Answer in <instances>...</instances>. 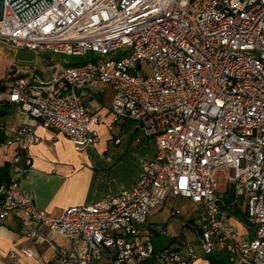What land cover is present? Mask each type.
Instances as JSON below:
<instances>
[{"label":"built area","instance_id":"1","mask_svg":"<svg viewBox=\"0 0 264 264\" xmlns=\"http://www.w3.org/2000/svg\"><path fill=\"white\" fill-rule=\"evenodd\" d=\"M51 3L21 21L6 0L0 21V44L10 50L89 55L49 82L35 73L0 77V102L31 121L0 143L5 155L13 150L10 179L0 181V221L16 215L23 234L55 252L51 263L33 248L9 256L31 264H210L202 257L223 251L232 264H264V0ZM97 82L113 87L115 122L133 120L156 151L131 188L53 215L18 181L21 163L32 162L35 125L64 134L78 151L98 142L101 118L83 99ZM224 165L230 174L221 188ZM170 197L192 202L182 226L195 242L181 232L158 250L153 233L172 236L169 223L183 209L171 207L167 226L148 218Z\"/></svg>","mask_w":264,"mask_h":264},{"label":"crops","instance_id":"2","mask_svg":"<svg viewBox=\"0 0 264 264\" xmlns=\"http://www.w3.org/2000/svg\"><path fill=\"white\" fill-rule=\"evenodd\" d=\"M83 93L93 114L101 118L98 142L78 151L64 134L35 125L39 142L29 150L32 162L27 165L23 160L17 176L23 189L53 215H61L70 205L93 204L131 188L142 174L143 160L156 151L152 148L155 142L143 138L133 120L115 122L111 109L114 90L110 84L97 82L94 88H85ZM1 117L0 126L5 128L6 138L13 128L31 123L16 104ZM110 124L113 129H109ZM20 248H33L46 263L55 259L51 247L23 234L19 218L11 215L0 221V264H31L25 256L20 255V260L9 256Z\"/></svg>","mask_w":264,"mask_h":264},{"label":"rangeland","instance_id":"3","mask_svg":"<svg viewBox=\"0 0 264 264\" xmlns=\"http://www.w3.org/2000/svg\"><path fill=\"white\" fill-rule=\"evenodd\" d=\"M90 55H95V53H90ZM49 56V57H48ZM110 56L107 55L106 57ZM105 57V58H106ZM78 58L71 55L64 54H49V53H35L28 49L24 50H10L6 47H3L0 44V77L10 75L14 76L22 73H35L37 78L43 79L46 82L52 81L60 72H62L68 63L77 61ZM142 69L146 72L149 71V68L146 64H142ZM13 70V71H12ZM1 107V106H0ZM0 116V120H1ZM11 122H8V125ZM156 145L152 146V148ZM9 155H5L3 149L0 148V158L1 159H12V152ZM155 153V151H154ZM218 183L219 186L225 187L227 185V180L229 178V167L222 166L218 168ZM172 206L182 207L183 215L181 218H173L169 223L172 236H165L162 234H153L152 240L156 245L158 250H161L163 246H174L176 242H171L172 237L180 235L181 232L186 236V239L191 242H195L194 230L190 225H183L185 221H188L189 212L191 211L192 202L181 197L176 199L170 197L167 200V204L154 214L150 215L148 218L149 222H158L163 226H167V220L170 216V209ZM237 229L242 232L244 228L239 224H236ZM104 256L107 255V249L103 248ZM106 254V255H105ZM203 260L208 259V255L202 257Z\"/></svg>","mask_w":264,"mask_h":264},{"label":"trees","instance_id":"4","mask_svg":"<svg viewBox=\"0 0 264 264\" xmlns=\"http://www.w3.org/2000/svg\"><path fill=\"white\" fill-rule=\"evenodd\" d=\"M75 57H77L78 60L74 61L72 63L70 62L68 64L79 65V64H83V63L87 62L88 59H89V55H87V56H75ZM7 74L4 77H7V78H18V77L28 76L29 72L28 73L17 74V75H14V76H10V75H7ZM2 103H4V104L2 105V107H0V116L8 114L10 109H11V105H12V103H10V102H0V104H2ZM5 138H6L5 128L3 126H0V143L2 141H4ZM9 168H10V160L9 159L6 158V159H3V160H0V181H4V180H9L10 179ZM237 212H239V211H237ZM239 214H240V216L243 219L246 217V214L244 212H242V211L239 212ZM153 234H159V233H155L154 232ZM178 236L172 237L171 242H177L178 241V239H177ZM208 259L210 260V264H232V263H230L229 256L226 255L223 251H221V252L216 251V252L208 255ZM149 264H151V262H149Z\"/></svg>","mask_w":264,"mask_h":264},{"label":"water","instance_id":"5","mask_svg":"<svg viewBox=\"0 0 264 264\" xmlns=\"http://www.w3.org/2000/svg\"><path fill=\"white\" fill-rule=\"evenodd\" d=\"M21 21L32 17L52 4V0H8ZM6 0H0V21L4 17ZM2 25V23H0Z\"/></svg>","mask_w":264,"mask_h":264}]
</instances>
